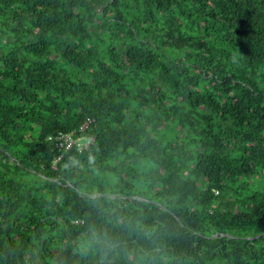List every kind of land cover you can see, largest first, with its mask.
<instances>
[{"label": "trees", "instance_id": "trees-1", "mask_svg": "<svg viewBox=\"0 0 264 264\" xmlns=\"http://www.w3.org/2000/svg\"><path fill=\"white\" fill-rule=\"evenodd\" d=\"M0 264H264V0H0Z\"/></svg>", "mask_w": 264, "mask_h": 264}, {"label": "built area", "instance_id": "built-area-1", "mask_svg": "<svg viewBox=\"0 0 264 264\" xmlns=\"http://www.w3.org/2000/svg\"><path fill=\"white\" fill-rule=\"evenodd\" d=\"M58 139L63 141L64 144L66 145V147H70L74 142L73 139L68 135H64L63 137H58ZM61 144H63V143L62 142L58 143V145H61Z\"/></svg>", "mask_w": 264, "mask_h": 264}, {"label": "clouds", "instance_id": "clouds-1", "mask_svg": "<svg viewBox=\"0 0 264 264\" xmlns=\"http://www.w3.org/2000/svg\"><path fill=\"white\" fill-rule=\"evenodd\" d=\"M232 58H233V60H235L237 58V56L234 54Z\"/></svg>", "mask_w": 264, "mask_h": 264}]
</instances>
